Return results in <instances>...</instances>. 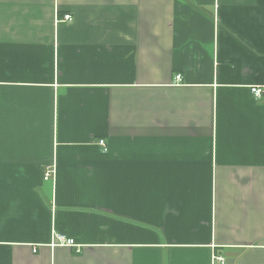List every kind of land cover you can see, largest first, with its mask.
<instances>
[{"label": "crops", "instance_id": "obj_1", "mask_svg": "<svg viewBox=\"0 0 264 264\" xmlns=\"http://www.w3.org/2000/svg\"><path fill=\"white\" fill-rule=\"evenodd\" d=\"M215 257L264 264V0H0V264Z\"/></svg>", "mask_w": 264, "mask_h": 264}, {"label": "built area", "instance_id": "obj_2", "mask_svg": "<svg viewBox=\"0 0 264 264\" xmlns=\"http://www.w3.org/2000/svg\"><path fill=\"white\" fill-rule=\"evenodd\" d=\"M72 19L69 15H64L63 18L61 20L56 19V23H59L60 21L63 22H70ZM179 81H181V77L179 75H176L174 77V83H179ZM252 95L256 98V99H260L262 96V89L257 88V87H252L250 89ZM99 145L104 147V143L103 141L99 142ZM53 174V169L50 167H47L44 173V180L47 181L51 175ZM54 245L56 246H61V247H68V248H75L76 252H79V247L74 243L73 239L70 238H66L63 235H56L55 236V241L53 242ZM33 252L35 253L36 250L34 249ZM214 261L218 262V263H224V259L222 257H215Z\"/></svg>", "mask_w": 264, "mask_h": 264}]
</instances>
